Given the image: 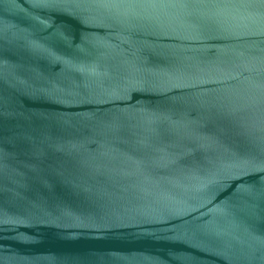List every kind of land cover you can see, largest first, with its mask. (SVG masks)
I'll use <instances>...</instances> for the list:
<instances>
[{"label":"water","instance_id":"95a60500","mask_svg":"<svg viewBox=\"0 0 264 264\" xmlns=\"http://www.w3.org/2000/svg\"><path fill=\"white\" fill-rule=\"evenodd\" d=\"M0 264H264V0H0Z\"/></svg>","mask_w":264,"mask_h":264}]
</instances>
